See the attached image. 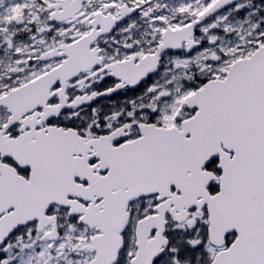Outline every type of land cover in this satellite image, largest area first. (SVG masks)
Listing matches in <instances>:
<instances>
[{
	"label": "snow or ice",
	"instance_id": "obj_1",
	"mask_svg": "<svg viewBox=\"0 0 264 264\" xmlns=\"http://www.w3.org/2000/svg\"><path fill=\"white\" fill-rule=\"evenodd\" d=\"M0 264H264V0H0Z\"/></svg>",
	"mask_w": 264,
	"mask_h": 264
}]
</instances>
